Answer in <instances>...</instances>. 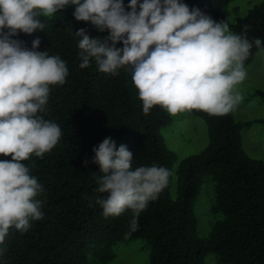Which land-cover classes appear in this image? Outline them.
I'll return each instance as SVG.
<instances>
[{"label":"trees","instance_id":"1","mask_svg":"<svg viewBox=\"0 0 264 264\" xmlns=\"http://www.w3.org/2000/svg\"><path fill=\"white\" fill-rule=\"evenodd\" d=\"M129 2L123 0L126 11H130ZM181 2L190 9L199 8L217 23L226 21L233 34L246 32L253 47L244 67L264 48V3L254 4L244 16L229 22L211 12L221 0ZM75 7L66 6L52 17L40 16L44 30L12 37L29 50L39 38L35 50L65 61L68 75L63 85L49 86L46 110L38 113L60 126L58 143L42 157L33 154L22 161L43 187L36 197L42 202L43 218L31 220V228L23 234L10 228L5 244L0 245L4 249L0 264H91L90 256L93 264H107L116 244L133 239L149 244L150 264H205L209 253L215 254L219 264H264V162L248 156L242 147V130L264 118L242 122L235 120L233 111L209 115L192 110L188 113L205 122L208 142L201 151L178 158L161 136L173 117L160 106H154L148 115L143 113L131 67L120 68L118 75L101 72L94 59L89 67H79L80 38L74 32L85 28L90 37L102 38L109 31L99 32L91 22L76 21ZM255 38L261 40L259 48ZM116 47L122 48L123 43ZM251 95L264 101V89L256 88ZM107 137L117 147L125 144L131 151L133 170L156 165L172 173L158 199L150 201L137 217L139 228L131 235V209L105 218L102 207L95 203L98 196L106 198L107 194L96 191V178L102 173L92 162L93 149ZM11 158L0 154V160ZM205 176L214 188L210 211L219 217L208 235L200 237L194 207Z\"/></svg>","mask_w":264,"mask_h":264},{"label":"clouds","instance_id":"2","mask_svg":"<svg viewBox=\"0 0 264 264\" xmlns=\"http://www.w3.org/2000/svg\"><path fill=\"white\" fill-rule=\"evenodd\" d=\"M69 5L76 6V21L109 31L102 38L90 37L85 28L74 32L80 38L79 67H89L92 59L101 72L111 75L131 67L145 115L154 106L170 116L192 110L226 115L243 99L235 88L246 79L244 61L253 43L246 32L233 34L226 21L217 23L181 0H130V11L123 0H0V154L12 157L0 160V245L10 228L23 234L31 220L43 218L42 202L36 199L43 187L22 161L33 154L42 157L58 143L60 126L38 113L46 110L49 86L63 85L68 75L65 61L35 50L39 38L29 50L12 37L44 30L39 17H52ZM227 7L221 0L211 12L227 19ZM118 42L122 48L116 47ZM254 44L259 48L261 40L255 38ZM93 151L92 162L102 173L96 191L107 194L95 203L105 218L131 209V235L139 228L137 217L158 199L172 173L156 165L133 170V154L125 144L117 147L111 137ZM3 252L0 248V255Z\"/></svg>","mask_w":264,"mask_h":264},{"label":"rangeland","instance_id":"3","mask_svg":"<svg viewBox=\"0 0 264 264\" xmlns=\"http://www.w3.org/2000/svg\"><path fill=\"white\" fill-rule=\"evenodd\" d=\"M264 3V0H229L226 15L229 22H234L236 17L244 16L256 3ZM246 79L238 84L235 91L243 99L233 110L237 121H247L264 118V101L252 96L256 89H264V48L260 50L251 63L244 67ZM173 122L161 130V136L178 158H184L192 153L201 151L208 142L207 127L205 122L188 112L172 116ZM242 147L247 155L261 159L264 162V122H254L250 127L242 130ZM208 179V180H207ZM175 182V175L171 179V186ZM170 194L174 197V189ZM214 202L213 182L209 176H205L195 200V215L197 217V234L206 237L212 227L211 224L219 217L210 211ZM114 257L107 264H150V246L143 239H133L120 242L113 247ZM205 264H219L213 253L207 254ZM89 261L94 263L90 256Z\"/></svg>","mask_w":264,"mask_h":264}]
</instances>
